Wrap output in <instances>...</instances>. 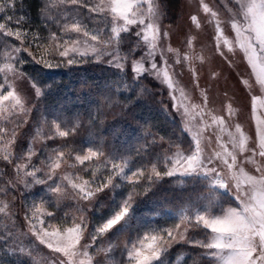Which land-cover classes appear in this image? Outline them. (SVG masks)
Segmentation results:
<instances>
[{
    "label": "snow or ice",
    "instance_id": "6c2138e0",
    "mask_svg": "<svg viewBox=\"0 0 264 264\" xmlns=\"http://www.w3.org/2000/svg\"><path fill=\"white\" fill-rule=\"evenodd\" d=\"M0 264H264V0H0Z\"/></svg>",
    "mask_w": 264,
    "mask_h": 264
},
{
    "label": "trees",
    "instance_id": "16d2710c",
    "mask_svg": "<svg viewBox=\"0 0 264 264\" xmlns=\"http://www.w3.org/2000/svg\"><path fill=\"white\" fill-rule=\"evenodd\" d=\"M81 73L86 74L89 79H99V74L92 70L88 69L86 73H84V70L81 69ZM79 80H80V75L79 74H73L71 77L67 74L62 75L59 77V83L56 91L54 94L51 96L53 99L51 100L50 104L55 105L58 102H62L65 96L75 98L77 95V89L79 87ZM87 96V93H85V98ZM79 105H76L74 107H78ZM147 114V113H145ZM172 190L169 187L162 186L161 193L160 191L158 192L159 195L162 197H167L168 199L170 198L169 193Z\"/></svg>",
    "mask_w": 264,
    "mask_h": 264
},
{
    "label": "rangeland",
    "instance_id": "374dc122",
    "mask_svg": "<svg viewBox=\"0 0 264 264\" xmlns=\"http://www.w3.org/2000/svg\"><path fill=\"white\" fill-rule=\"evenodd\" d=\"M177 71L179 72L180 70L177 69ZM165 95H166V94H165ZM52 99H53V97L50 96V97H49V103L51 102ZM194 102H196V101L194 100ZM165 103H168L167 99H165ZM109 118H111V117H109ZM166 187H168V186H166ZM170 189H171V188H170ZM161 190H162V187H161L160 190H159L160 193H161ZM171 190H172V189H171ZM159 191H158V192H159ZM157 196L160 197L161 199H168L167 197H162V196L159 195L158 193H157ZM170 198H171V197H170ZM170 198H169V199H170ZM173 259H175V257H173Z\"/></svg>",
    "mask_w": 264,
    "mask_h": 264
}]
</instances>
